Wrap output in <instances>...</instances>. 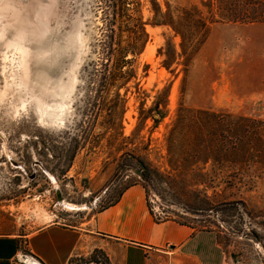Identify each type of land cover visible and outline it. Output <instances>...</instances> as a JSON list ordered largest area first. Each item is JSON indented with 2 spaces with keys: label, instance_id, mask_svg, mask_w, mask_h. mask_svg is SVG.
<instances>
[{
  "label": "rangeland",
  "instance_id": "obj_1",
  "mask_svg": "<svg viewBox=\"0 0 264 264\" xmlns=\"http://www.w3.org/2000/svg\"><path fill=\"white\" fill-rule=\"evenodd\" d=\"M117 1L101 90L83 72L101 58L98 0H0V232L73 222L140 184L155 219L214 228L228 264H264V0ZM90 262L107 259L68 264Z\"/></svg>",
  "mask_w": 264,
  "mask_h": 264
},
{
  "label": "crops",
  "instance_id": "obj_2",
  "mask_svg": "<svg viewBox=\"0 0 264 264\" xmlns=\"http://www.w3.org/2000/svg\"><path fill=\"white\" fill-rule=\"evenodd\" d=\"M72 221L53 218L26 235L0 232V264H68L96 253L106 264H228L216 229L155 219L140 184Z\"/></svg>",
  "mask_w": 264,
  "mask_h": 264
},
{
  "label": "trees",
  "instance_id": "obj_3",
  "mask_svg": "<svg viewBox=\"0 0 264 264\" xmlns=\"http://www.w3.org/2000/svg\"><path fill=\"white\" fill-rule=\"evenodd\" d=\"M254 1H260V0H254ZM117 0H98V7H100L102 12V19H103V25L100 32V38L96 41V54H101L100 60H90L85 67H84V73L85 79L84 83H98V87L103 90L105 88V81L108 77V69L110 68V60L111 56L113 55L114 50V37H115V24H116V8H117ZM127 3V1H126ZM161 14V13H160ZM159 14V11H156L155 17L160 20L159 17L161 15ZM122 55L120 58L122 60ZM104 58V59H103ZM105 60V61H103ZM124 64V61L120 63V65ZM119 65V66H120ZM102 87V88H101ZM154 108H156V111L158 113V117L163 118L164 111H162V108L159 107L158 102L154 103ZM97 110V109H96ZM92 111L89 115L94 116L97 114V112ZM107 115H110L113 117L114 111L113 108L110 106L108 109L105 110ZM157 121V119H155ZM220 150V149H219ZM219 150H213L215 151L214 161L219 162L221 158V151ZM218 151V152H217ZM220 152V153H219ZM130 154V153H129ZM222 160V159H221ZM115 202V201H114ZM113 204V202L111 203Z\"/></svg>",
  "mask_w": 264,
  "mask_h": 264
},
{
  "label": "water",
  "instance_id": "obj_4",
  "mask_svg": "<svg viewBox=\"0 0 264 264\" xmlns=\"http://www.w3.org/2000/svg\"><path fill=\"white\" fill-rule=\"evenodd\" d=\"M37 164H39V162H37ZM43 170L46 171L45 169H43ZM56 195H57V199L60 201L62 199V197H61L59 190L56 191Z\"/></svg>",
  "mask_w": 264,
  "mask_h": 264
},
{
  "label": "bare ground",
  "instance_id": "obj_5",
  "mask_svg": "<svg viewBox=\"0 0 264 264\" xmlns=\"http://www.w3.org/2000/svg\"><path fill=\"white\" fill-rule=\"evenodd\" d=\"M149 50H150V47L147 45V47H146V51H147L148 54H149V52H150ZM147 53H146V54H147ZM148 54H147V55H148ZM142 55H143V54H142Z\"/></svg>",
  "mask_w": 264,
  "mask_h": 264
},
{
  "label": "built area",
  "instance_id": "obj_6",
  "mask_svg": "<svg viewBox=\"0 0 264 264\" xmlns=\"http://www.w3.org/2000/svg\"><path fill=\"white\" fill-rule=\"evenodd\" d=\"M89 264H93V262H90Z\"/></svg>",
  "mask_w": 264,
  "mask_h": 264
}]
</instances>
